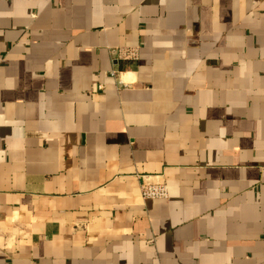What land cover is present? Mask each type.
<instances>
[{
    "label": "crops",
    "instance_id": "obj_1",
    "mask_svg": "<svg viewBox=\"0 0 264 264\" xmlns=\"http://www.w3.org/2000/svg\"><path fill=\"white\" fill-rule=\"evenodd\" d=\"M0 264H264V0H0Z\"/></svg>",
    "mask_w": 264,
    "mask_h": 264
},
{
    "label": "built area",
    "instance_id": "obj_2",
    "mask_svg": "<svg viewBox=\"0 0 264 264\" xmlns=\"http://www.w3.org/2000/svg\"><path fill=\"white\" fill-rule=\"evenodd\" d=\"M114 53L119 55L122 59H134L137 57V50H115ZM117 71H113L112 75L115 76ZM102 88V85L99 86ZM141 194L144 199H166L169 196V189L164 182L147 183L143 181L141 186Z\"/></svg>",
    "mask_w": 264,
    "mask_h": 264
}]
</instances>
